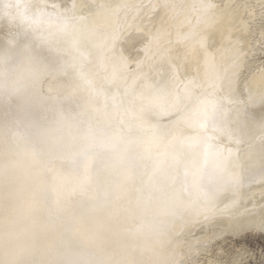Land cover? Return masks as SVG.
I'll return each instance as SVG.
<instances>
[{
  "label": "bare ground",
  "instance_id": "1",
  "mask_svg": "<svg viewBox=\"0 0 264 264\" xmlns=\"http://www.w3.org/2000/svg\"><path fill=\"white\" fill-rule=\"evenodd\" d=\"M3 126L0 264H242L264 237V0H0Z\"/></svg>",
  "mask_w": 264,
  "mask_h": 264
},
{
  "label": "rangeland",
  "instance_id": "2",
  "mask_svg": "<svg viewBox=\"0 0 264 264\" xmlns=\"http://www.w3.org/2000/svg\"><path fill=\"white\" fill-rule=\"evenodd\" d=\"M178 74V73H177ZM125 85H126V87H128V89H120L118 86L116 87V89H117V92H123L126 96H128V97H130V96H132L134 99H135V96L132 94L133 93V90H131V89H134V84H132V83H125ZM175 85H177V86H175ZM174 86L176 87L175 88V90H179L180 89V86H181V83H176V84H174ZM193 88H190L189 90H181V92H182V94L184 95L186 92V94L183 96L186 100H189V102L191 103V105L189 106V109H188V111H187V114H188V117L186 118V120L190 123V124H197V123H199V120L196 118V115H197V112H196V109H201V105H200V101H201V99H202V95L200 96L199 95V93L197 92H193ZM196 90H198V88L196 89ZM129 91H130V93H131V91H132V93H131V95H130V93H129ZM127 92V93H126ZM184 92V93H183ZM190 92V93H189ZM192 93V94H191ZM194 93V94H193ZM199 95V96H198ZM174 97H175V95H173ZM187 96H190V97H192V98H190V97H187ZM173 97V98H174ZM187 97V98H186ZM199 98V99H198ZM196 99H198V100H196ZM178 100V98H176V101ZM192 101V102H191ZM188 102V101H187ZM196 105H195V104ZM35 106V105H34ZM191 107H192V109H191ZM195 108V109H194ZM190 110V111H189ZM89 110H87L86 112H88ZM86 112H85V114H84V118H86V119H88L89 118V116H86ZM190 112V113H189ZM32 112H28V110H24V111H17L16 112V114H15V117L11 120V121H9V122H17L15 125H17V128H18V130L20 131V135H21V133L23 134V136L22 137H24V136H26L25 134H26V130H25V128H28V127H36V125L38 124V118H37V116H36V112H34V113H32V117H34V122H35V120H37V124H34L32 121H28L27 120V117L29 118V117H31L30 116V114H31ZM196 113V114H195ZM25 120H27V122L28 123H26L27 125H26V127L24 128V124L22 123V121H25ZM195 121V122H194ZM86 126V125H85ZM87 129L90 131V129H91V126H90V123L89 122H87ZM3 127H5V130H3L2 131V134L0 135L1 136V138L4 140V142H9V140H12L11 138H10V136L8 135V132H7V128H6V126H3ZM86 130V129H85ZM90 134V133H89ZM205 140L207 141L208 140V137H205ZM19 141H21L20 140V138H19ZM14 142V141H13ZM15 144V143H14ZM29 152L31 153L32 152V150H30L29 149ZM91 156H93L92 154H90ZM64 181V180H63ZM68 188V187H67ZM90 192H92V191H90ZM59 200H57L56 202H58ZM262 236H259V235H256L255 237H250V236H247V237H245L244 238V242H245V246L247 247V248H249L252 252H253V254H254V257H248L246 260H244L243 261V263L242 264H263V257H262V255L264 254V237H262ZM236 242L237 243H240V238H237L236 239ZM263 253V254H262Z\"/></svg>",
  "mask_w": 264,
  "mask_h": 264
}]
</instances>
